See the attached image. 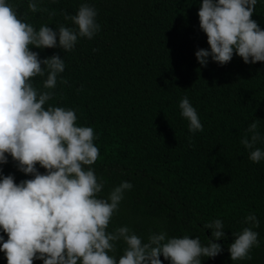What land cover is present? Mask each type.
<instances>
[{
    "label": "trees",
    "instance_id": "obj_1",
    "mask_svg": "<svg viewBox=\"0 0 264 264\" xmlns=\"http://www.w3.org/2000/svg\"><path fill=\"white\" fill-rule=\"evenodd\" d=\"M29 2L7 0L36 30L74 28L65 15H75L82 3L97 11L100 31L93 39L78 38L70 52L31 50L41 59H64L49 104L75 110L77 126L94 129L101 198L124 181L133 185L108 230L127 226L144 241L163 231L169 238L199 237L206 245L211 230H202L203 224L220 219L227 239L214 242L224 250L203 264H264V160L253 163L241 143L255 121L262 137L257 147L264 150V63L245 64L234 56L224 66L211 58L207 67L199 64L196 51L209 49L199 27L202 0H36L46 10L37 13L28 10ZM252 18L264 29V0H257ZM44 79L34 78V86L42 88ZM185 97L203 131L189 132L179 108ZM2 167L17 183L32 178L11 157ZM253 213L260 246L251 260L233 262L228 245ZM123 247L117 245V256ZM0 264H7L3 252Z\"/></svg>",
    "mask_w": 264,
    "mask_h": 264
},
{
    "label": "clouds",
    "instance_id": "obj_2",
    "mask_svg": "<svg viewBox=\"0 0 264 264\" xmlns=\"http://www.w3.org/2000/svg\"><path fill=\"white\" fill-rule=\"evenodd\" d=\"M256 5L257 0H202L199 27L210 49L195 53L202 67L209 58L224 66L234 56L245 64L264 63V29L252 18ZM28 10L46 11L36 0H30ZM96 17V9L82 3L75 15H65L74 28L60 25L54 31L42 25L36 30L7 0H0V252L7 264H163L161 256L169 264H203L215 259L224 249L214 241L227 239L220 219L203 224L202 230H211L206 245L199 237L169 238L163 231L144 241L127 226L108 230L133 185L124 181L101 198L104 183L93 168L100 156L94 129L77 126L75 110L49 104L65 71L64 59H41L31 50L72 51L78 38L91 40L100 31ZM45 76L42 88L34 86V78ZM179 108L190 133L203 131L186 97ZM246 132L241 143L249 159L259 163L264 150L257 147L262 141L257 122ZM9 157L32 178L17 183L13 175H4L2 166ZM244 223L249 226L233 233L234 242L228 245L233 262L251 260L252 249L260 246L253 230L260 227L257 216L249 214ZM120 243L123 252L117 256Z\"/></svg>",
    "mask_w": 264,
    "mask_h": 264
}]
</instances>
